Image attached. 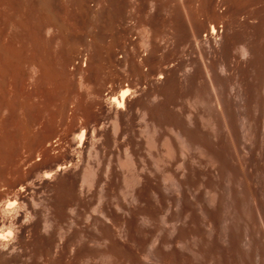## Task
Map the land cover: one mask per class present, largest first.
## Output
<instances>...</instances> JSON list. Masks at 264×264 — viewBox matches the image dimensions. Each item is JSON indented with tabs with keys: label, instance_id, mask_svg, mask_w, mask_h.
Returning a JSON list of instances; mask_svg holds the SVG:
<instances>
[{
	"label": "bare ground",
	"instance_id": "1",
	"mask_svg": "<svg viewBox=\"0 0 264 264\" xmlns=\"http://www.w3.org/2000/svg\"><path fill=\"white\" fill-rule=\"evenodd\" d=\"M222 9L223 0H0V76L20 87L26 78L34 86L77 78L85 90L66 105L59 135L92 140L96 158L54 173L73 167L72 187L102 186V217L66 222L71 240H91L81 255L104 264L122 254L129 264H264V62L227 39ZM113 186L123 197L112 202ZM6 205L4 218L14 209ZM51 220H43L49 241L60 231ZM12 234L0 231V264L21 262ZM98 240L108 249L90 244Z\"/></svg>",
	"mask_w": 264,
	"mask_h": 264
},
{
	"label": "rangeland",
	"instance_id": "2",
	"mask_svg": "<svg viewBox=\"0 0 264 264\" xmlns=\"http://www.w3.org/2000/svg\"><path fill=\"white\" fill-rule=\"evenodd\" d=\"M222 10H223V14L225 13L227 14L226 17L223 19L224 22L223 26L225 29V35L227 39L232 44H235L239 47L244 46L245 44L247 46H250L251 48L253 47L252 59L254 60L255 64L263 63L264 62V15H263L264 0H223ZM242 18L243 20H241ZM160 26H161L160 29L162 34L164 36L171 38L172 37L171 25L168 22H163ZM138 32L140 33L141 30L138 29ZM139 33L138 36L141 35ZM28 80L29 79L27 78L24 79L23 81L24 84L23 86L20 87V85H22V82L18 81L16 77L4 78L3 76H0V207H2V209H0V231H6V230L9 231V229L12 231L13 234L12 237L10 238L11 244L12 245L14 244L13 247L15 248V254H17L18 260L21 261L20 263L17 264H21V263L23 264L24 261L27 264H94V263L101 264L104 259L101 256L95 257L93 254H91L93 255V258L97 259L96 261L95 259L92 258V256H90L91 258L87 256L90 254L87 255L85 254L86 249H84L85 253L82 252L83 254L82 255L80 254V252L83 249L82 245L85 242L89 243L91 240L88 239L89 242L83 241V240H87L86 238H81L79 240L78 239L71 240V238L73 237V231H72L73 229L69 230L70 229L69 227L71 225L67 224L66 222L69 223V221H71L70 219H74V218H78L79 221L81 220L80 222L82 221L85 222L87 217L92 214L93 216H96L98 218L102 217L100 216L99 213L101 211H98L101 207L100 205L102 204L101 201L98 199L101 193L100 190L102 186L97 187L99 191L95 187L93 190H95L96 192L90 190V188H87L89 187L87 185L82 186L81 182H77V185L72 187L71 183L73 182V179H77L76 173H78L77 172L78 169L75 170V168L73 167H70L69 169L67 168L62 169L60 172H58V175L57 173L54 174L56 172L55 170H57V167H63V166L69 167L68 166L69 161H71L72 159L74 161L79 162L80 164L82 163L81 165H83V163H85L86 165V163L90 160H91L90 163L94 162L93 161L94 160L93 157H95L94 152L92 154L93 157L91 154H89V152L92 150L91 147H93L92 140L87 139L86 142H84V146L83 145L80 146L78 145L79 143L71 142L70 139L66 140V138H61V136L59 135L63 130V126L61 124L66 110L65 108L66 105L68 107L70 100H72L71 103L73 104L69 105V107L71 108L73 106L72 108H74L75 107L74 102L77 101L76 98L77 99L83 98L81 94H84L85 90L83 89H82L83 91L81 90L79 84H77V82L79 81L77 78L74 79L73 83L75 87L77 85L79 86V87L77 86L79 88L78 91H76L77 89L74 90L72 88L73 83L70 82L66 84L67 82L62 80L61 81L48 80L49 83L48 81L47 83L35 82L36 83L35 86L33 80L32 81L31 80L28 81ZM51 82L53 83L51 84ZM30 83H32V85ZM66 90L67 92H65ZM92 90H94V87L92 88ZM80 106L81 107H79V110L80 109L81 110L79 112L81 113L82 116L91 115L86 107V104L81 102ZM82 111L84 112L82 113ZM60 117L61 119H59ZM59 125L61 126V128ZM32 136L35 138H33ZM76 146L77 147L80 146V147L74 150V147ZM99 146L100 144L97 143L96 147ZM77 149L78 152L80 151L79 149L81 150L84 149V154H80V152L79 154L78 152L76 153ZM121 153H122V158H124L123 160H125L126 155L124 154V151L122 150ZM88 156L90 157V160L88 159L89 158ZM82 159L84 160V162H82L83 161ZM50 171L53 173H51ZM47 174L51 176L54 175V177L52 176L51 177L52 179L50 178L49 180L45 179L44 176ZM90 177L91 176L88 175V178ZM68 183L71 184L70 188L68 187L69 186ZM77 186H78V190L79 187L81 186L82 191L76 190ZM21 188L23 189L22 192L20 191ZM71 188H73V190H71ZM112 188H113L112 192L111 191H110L111 193L108 192L110 194L109 197L113 199L112 202L114 200L116 201V199L114 198L119 199L121 196L123 197V193H122L123 190H121L122 187L120 188V190L119 187L116 186H113ZM18 190L21 192L20 195H19L20 192ZM77 191L78 193H76ZM79 193H82L84 195L83 196L82 194H80L82 196L81 201L83 199L82 202L79 200L80 198H78L77 196ZM94 193L95 196H93ZM114 194L116 197L113 196ZM77 199L78 201H75ZM9 202L13 204L14 209H12V211L6 214V218H4L2 210L8 206L6 204H9ZM81 203L85 205H82ZM69 204L70 206L72 205V207H70ZM67 215L68 218L66 219ZM2 218H4L5 220L7 218L9 219L11 218L10 220L7 219L6 222H11V221L14 222L13 227L10 228L8 225L7 226L4 225L2 222L4 219ZM52 218L53 219L55 218L54 219L55 222L52 221L53 220ZM47 219L48 221H46ZM43 220H45L46 222H49V220H51L53 223H55L54 224L55 226H53L54 229L56 228L57 224H59L55 230L52 228V230H54L55 232L56 230L59 231L60 228L59 233L56 232L58 238H56L55 236L54 238L56 239L53 238V240L50 239L49 241V238L47 237L51 236V232H50L51 227L48 226V229L50 228L49 229L50 231L46 229L48 232H50L49 233L50 235L48 236V234H45L48 232L43 230L45 228V226H43L45 221ZM36 224L41 225L40 227L42 228V230L41 228H39V230L42 232H39ZM85 225L84 227H86ZM54 231H52V233ZM68 231L70 232L72 231L71 232L72 235L69 234ZM88 231L90 232V230ZM67 233L69 237L71 235L70 238L68 237V235L67 236L64 235ZM63 235L67 238H65ZM23 239L28 242V245H24L22 243ZM68 240L69 241L71 240L72 242L74 240L75 241L72 243L71 241L69 242ZM94 241L91 242L90 244L95 247L97 246L96 247L97 249L103 250L102 249L103 246H105L103 247L104 250L108 249L106 245H104L103 241L98 240L97 241V243L99 242L98 244L95 243ZM66 242L67 244L70 243L72 245V246L70 245V248L68 249ZM86 243L84 244V246H87ZM69 249H71V251ZM19 256H21V258H19ZM121 256H122L121 259L123 258V261L120 260L121 263L123 262V264L124 263L129 264L128 263L130 259L129 256L127 254H122ZM98 259L101 262H98ZM104 263L105 261L103 262V264ZM114 263L110 262V264H114ZM106 264L109 263L106 262Z\"/></svg>",
	"mask_w": 264,
	"mask_h": 264
}]
</instances>
